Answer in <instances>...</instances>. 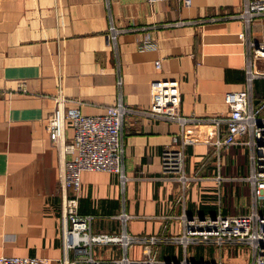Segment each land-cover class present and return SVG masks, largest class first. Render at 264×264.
<instances>
[{
	"label": "crops",
	"instance_id": "1",
	"mask_svg": "<svg viewBox=\"0 0 264 264\" xmlns=\"http://www.w3.org/2000/svg\"><path fill=\"white\" fill-rule=\"evenodd\" d=\"M241 7L242 0H0V253L44 256L49 264L62 257L60 154L45 125L58 87L84 113H100L119 97L146 109L151 80L174 77L180 83V112L224 113L225 91L244 85L247 48L238 36L243 24L231 16ZM189 19L201 21L176 23ZM111 24L124 29L115 48L107 39ZM145 36L155 47L139 46ZM247 36L264 41V14L251 20ZM252 99L264 100V75L254 79ZM177 129L172 121L129 112L122 128L125 181L111 171L81 172L78 210L93 215L94 232L158 237L154 243H96L95 256L138 258L148 245L159 260L222 257L223 248L213 243H190L189 249L173 240L180 231L177 216L248 211V149L229 145L214 153L211 140L218 128L197 125L206 142L187 147L192 179L180 201L178 181L161 171L162 150ZM66 131L71 134L69 126ZM244 153L246 164L238 156ZM122 212L129 216L122 218ZM224 248L232 264L248 259L245 250L246 259L236 262L232 246Z\"/></svg>",
	"mask_w": 264,
	"mask_h": 264
},
{
	"label": "built area",
	"instance_id": "2",
	"mask_svg": "<svg viewBox=\"0 0 264 264\" xmlns=\"http://www.w3.org/2000/svg\"><path fill=\"white\" fill-rule=\"evenodd\" d=\"M153 3L157 0H147ZM191 0H183L189 4ZM264 14V0H242V7L232 17L241 19L243 28L238 36L246 41V54L243 66V87L228 89L224 93L227 110L209 116L185 114L180 112L181 89L179 79L157 77L151 80V103L148 108L137 109L124 103L119 97L100 113H84L78 102L73 103L58 87L54 108L46 117L45 125L51 143L60 154L58 192L61 209V243L63 248L59 264H227L219 255L215 259L189 258L159 260L157 250L148 245L141 257L131 258L126 253L105 259L92 252L96 243L118 241L123 245L135 241L155 242L157 236L136 237L125 233L111 234L92 230L93 215L78 210V189L83 170H106L117 173L121 182L127 178L124 171L123 118L129 112H139L152 119L172 121L178 129L171 134V141L161 153V171L167 177L178 181V200L185 197L192 176L186 172V150L189 144L205 141L201 138L197 125L211 123L218 130L211 140L212 151L219 153L229 145H244L248 154V173L245 179L250 185L251 205L242 213H223L212 215H188L184 211L177 217L179 234L172 237L183 246L190 243H213L221 250L224 247L243 244L248 259L243 264H264V100L254 104L252 89L254 79L264 75V41H255L247 36L251 20ZM216 17H209L215 19ZM179 20L176 23L200 22ZM124 30L109 26L107 39L116 47L117 34ZM139 46L143 49L155 47L150 38H142ZM159 59L155 66L160 67ZM122 76L117 77L120 87ZM72 100V101H71ZM70 103V104H69ZM221 125L225 126L221 130ZM67 126L71 134H67ZM206 142V141H205ZM126 219L129 214L121 213ZM74 254L69 256V250ZM0 264H49V258L37 255L0 253Z\"/></svg>",
	"mask_w": 264,
	"mask_h": 264
},
{
	"label": "rangeland",
	"instance_id": "3",
	"mask_svg": "<svg viewBox=\"0 0 264 264\" xmlns=\"http://www.w3.org/2000/svg\"><path fill=\"white\" fill-rule=\"evenodd\" d=\"M233 152L235 153V152H237V150H233ZM247 152V151H246ZM238 156L240 157V161L243 159V161H244V164H246V158H247V156H246V153H244L243 155L242 154H238ZM229 170H231V166L230 165H227V168H226V171H227V173L229 172ZM243 192H247V190H246V187H244V189H243ZM243 197V196H242ZM243 199H246V197L244 198L243 197ZM230 201V200H229ZM229 211H237V209H234V208H229L228 209ZM186 214H188V213H186ZM179 234V233H178ZM178 234H176V235H178ZM190 244H188V248L190 249ZM196 246H193V248H195ZM246 250V246L245 245H243V244H234V245H232V249L230 250V252H231V256H236L237 257V260H236V262H238V261H244L245 259H246V253L245 252H243V251H245ZM227 251L225 250V248H223V251H222V258H223V260L225 261V260H232V261H235L234 260V258H229V259H227ZM226 263H228V264H232V263H230L229 261L228 262H226ZM233 264H235V263H233ZM240 264H241V262H240Z\"/></svg>",
	"mask_w": 264,
	"mask_h": 264
},
{
	"label": "water",
	"instance_id": "4",
	"mask_svg": "<svg viewBox=\"0 0 264 264\" xmlns=\"http://www.w3.org/2000/svg\"><path fill=\"white\" fill-rule=\"evenodd\" d=\"M200 217H202L203 215H199Z\"/></svg>",
	"mask_w": 264,
	"mask_h": 264
}]
</instances>
